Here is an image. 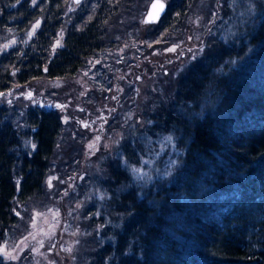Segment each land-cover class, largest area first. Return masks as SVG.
Returning a JSON list of instances; mask_svg holds the SVG:
<instances>
[{"label":"trees","instance_id":"1","mask_svg":"<svg viewBox=\"0 0 264 264\" xmlns=\"http://www.w3.org/2000/svg\"><path fill=\"white\" fill-rule=\"evenodd\" d=\"M70 1L0 0V94L40 79L76 76L90 60L126 40L124 34L110 33L123 23L161 31L148 39L140 32L137 42L145 47L163 37L173 42L187 38L196 0H167L166 12L153 24L143 22V11L130 18V6L146 7L148 0H85L91 2L87 8L76 7L68 15ZM217 1L213 23L200 38L190 39L192 50L182 44L183 50L168 58L149 57L151 66L166 59L170 71L175 64L184 65L192 51L210 46L179 73L175 84H166L169 104L150 106L141 114L148 123L138 133L144 128L185 130L181 165L172 177L140 189L116 159L110 170L112 196L89 211L91 224L104 230L91 234L87 264H264V0L255 1L259 14L240 21L241 32L227 38L214 29L220 3L227 10L232 0ZM147 53L141 52L143 57ZM125 65L115 63L109 72L114 82L127 80L123 70L130 66ZM57 95L50 92L48 102L32 105L0 103V247L23 221L20 212L26 205L48 191L54 194L50 179L55 177L61 189V178L84 171H72L75 148L60 153V138L70 135L75 123L64 122L62 108L54 103L68 104L61 100L65 95ZM94 107L87 114L103 131L112 113L103 119ZM125 147L133 161L129 150L136 153L138 146L128 140ZM0 264L18 263L0 253Z\"/></svg>","mask_w":264,"mask_h":264},{"label":"rangeland","instance_id":"2","mask_svg":"<svg viewBox=\"0 0 264 264\" xmlns=\"http://www.w3.org/2000/svg\"><path fill=\"white\" fill-rule=\"evenodd\" d=\"M150 1L152 0L147 1L146 7L130 6L134 9L130 18L142 14L141 11L144 15ZM255 1L232 0L231 7L227 10L223 9L224 5L220 3V19L214 32L216 31L221 38L240 33L239 22H247L259 14L260 5ZM217 3V0L194 2L189 17L190 28L187 30L190 35L187 38L176 39L173 42L171 37H167V41L166 37H163L164 40H152L145 47L137 42L136 36L141 32L143 36H148L147 39L155 38L154 34L161 31L153 27H142L140 32H133L135 27L132 23L122 22L124 26L121 31L111 30L110 33L124 34L126 40L119 45L116 44L117 48L90 60L76 76L65 81L40 79L21 86L14 92L0 94V103L7 106L48 102L50 92H56L57 96L65 95L61 100L68 105L62 107L60 113L64 122L75 123V128L70 131V135L61 136L60 153L75 148L76 162L72 171L84 167L80 174L61 178L64 180L61 189H57L55 177L50 179L48 186L51 191H55L54 194L48 191L23 208L22 213L20 212L21 216H25L23 221L17 229L14 228L7 235L8 239L1 246L17 257L9 259L3 255L7 260H14L18 264H87V252L93 245L90 236L96 229L99 234H103L104 230L101 225L91 224L93 214L89 211L92 208H101L102 200L105 198L109 200L112 196L109 184L114 178L110 170L112 165L116 166V159H120L129 169L132 175L131 183L140 189L174 175L175 170L181 165L185 130L164 132L144 128L143 132L138 133L137 131L148 123L141 114L149 112L150 106L169 104L167 97L169 93L166 91L169 87H166V84L171 81L175 84L179 73L186 71L187 65L206 54L210 46L206 44L201 50L192 51L184 65H178L176 68L175 64L170 71L166 59L154 60L152 62L154 66H151L149 57L168 58L174 52L180 53L179 50H183L180 48L182 44L184 49L192 50L190 39L200 38L207 26L213 23ZM90 4L91 2L86 3L84 0L79 8H87ZM67 7L69 15L77 4L70 6L67 4ZM64 33L65 31L62 35ZM168 41L173 43L169 44ZM12 43L14 41L9 42ZM59 45L56 43V46ZM173 47L175 51H168ZM146 49L148 53L143 57L141 52H145ZM149 53L152 54L149 56ZM111 61L113 62L110 63ZM177 61L179 64L184 58ZM118 62H124L125 66L130 68L123 70L127 80L114 82L109 72L115 69V63ZM171 71L175 72L173 76L169 73ZM164 73L169 76L164 77ZM28 93H31L30 97ZM89 102L96 103L97 106L94 107L93 104L88 106ZM79 107L84 110H79ZM88 107H94L97 115L102 113L103 119L105 114L112 113L103 131L98 121L100 119L96 123L93 116H88L86 111ZM202 107L205 108V103ZM193 119L194 116L190 115L189 120ZM132 129L136 131L132 132ZM169 137L171 139H168ZM128 140L138 146L136 153L129 150L134 155L133 161L126 156L125 146ZM78 145L82 148L77 149ZM77 162L80 166H77ZM54 167L58 168L55 165ZM62 167L69 168L67 165ZM57 174L61 176L59 172ZM69 247L72 249L71 252L66 251Z\"/></svg>","mask_w":264,"mask_h":264},{"label":"snow or ice","instance_id":"3","mask_svg":"<svg viewBox=\"0 0 264 264\" xmlns=\"http://www.w3.org/2000/svg\"><path fill=\"white\" fill-rule=\"evenodd\" d=\"M32 2H33V4H35L36 3V0H32ZM76 2L79 3V0H76ZM152 8L154 10H156L155 11V14L149 13L148 16H149L150 20H153L154 21V20H156V19L159 18V15H160L161 12H163V10L165 8V5L163 3H155V4L152 5ZM38 25H39V21H37V24L33 26L32 32H29V36H31L33 34V32L35 31V28ZM56 43H57V45H59V41H57ZM4 47L7 48L8 45H4ZM168 51H175V47L169 48ZM28 96L30 97L31 96V93H28ZM57 107H61L62 108L64 106L63 105H57ZM85 127H87V125H85ZM168 139H171V138L169 137ZM134 171H137L138 172L139 170L134 169ZM71 250H72L71 247H69L68 249H66V251H69V252H71ZM0 253H2L6 258H9V259H17L16 256L12 255L10 252H7L5 250V248L0 247Z\"/></svg>","mask_w":264,"mask_h":264},{"label":"water","instance_id":"4","mask_svg":"<svg viewBox=\"0 0 264 264\" xmlns=\"http://www.w3.org/2000/svg\"><path fill=\"white\" fill-rule=\"evenodd\" d=\"M74 1L76 2V0H74ZM81 1H82V0H79V2H81ZM76 3H77V2H76ZM155 3H163V4L165 5V8H164L163 12L160 13L159 18L153 21V20H150L148 14H149V13H153V14H155V11H156V10H154V9L152 8V5L155 4ZM166 10H167V2H166L165 0H152V1L150 2V4H149L148 10H147V12H146V14H145L144 21H145L146 23H155V22H157V21L162 17V15L166 12ZM54 105H63V104L60 103L59 101H57V102L54 103ZM46 106H47V107H51V106H53V104H52V103H49V104L46 105Z\"/></svg>","mask_w":264,"mask_h":264},{"label":"flooded vegetation","instance_id":"5","mask_svg":"<svg viewBox=\"0 0 264 264\" xmlns=\"http://www.w3.org/2000/svg\"><path fill=\"white\" fill-rule=\"evenodd\" d=\"M83 1H84V0H82V1L79 2V3H76L74 0H71V1H70V4H73V5H74V4H77V7H80V5H81V3H82ZM165 1L167 2V0H165ZM150 2H151V1H150ZM149 4H150V3H149ZM149 4H148V6H147V9H148V7H149ZM71 6H72V5H71ZM140 6H143V7H144L145 4H142V5H140ZM66 8H67V7H66ZM145 14H146V13H144V15H142V20H143V22H144L145 24H153V23H146V22L144 21ZM163 15H164V14H163ZM163 15H162V16H163ZM141 29H142V27H135L134 30H132V29H131V30H132L133 32H140ZM115 31H121V29H119V30L116 29Z\"/></svg>","mask_w":264,"mask_h":264}]
</instances>
